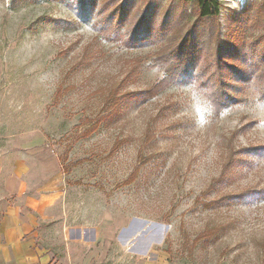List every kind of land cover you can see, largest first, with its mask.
Here are the masks:
<instances>
[{
  "label": "rangeland",
  "instance_id": "1",
  "mask_svg": "<svg viewBox=\"0 0 264 264\" xmlns=\"http://www.w3.org/2000/svg\"><path fill=\"white\" fill-rule=\"evenodd\" d=\"M220 2L216 37L180 0H0V173L29 199L45 248L74 242L96 264H264L261 76L219 116L196 74L113 105L157 83L163 73L147 65L187 33L213 57L247 44L234 64L246 77L264 52V0ZM144 14L155 30L132 44Z\"/></svg>",
  "mask_w": 264,
  "mask_h": 264
},
{
  "label": "trees",
  "instance_id": "2",
  "mask_svg": "<svg viewBox=\"0 0 264 264\" xmlns=\"http://www.w3.org/2000/svg\"><path fill=\"white\" fill-rule=\"evenodd\" d=\"M180 1L185 4L195 3L198 14L196 21L205 24L202 26V34H204V27H207V31L211 36L218 37V19L221 14L220 0ZM261 8L264 11V2ZM139 23L142 26H137V28L132 30V36L130 37L132 44L137 41V35L139 33H142L143 37L146 38L150 36V32L155 30L153 27V20H150V17L145 14L142 15ZM159 29V33L166 37L172 28H169L165 22L160 25ZM191 38L193 37H190L188 33L178 39L170 38V42L162 49H159L152 58L151 63L147 65V68L159 69L163 73V77L146 90L128 92L120 97L113 98V105L116 107L125 101H133L138 104L146 103L166 89L181 82L184 77L190 74H196L198 77V80H196V89L202 94L203 98L210 103L213 113L219 116L228 106L237 103L238 99L236 97L234 98V95L239 94L247 83L254 80L258 75L263 79H261V81H264V69H261L263 68L262 65H264V52H259L260 57H258L257 65L251 66L248 75L246 77H240V71L234 64L238 62L242 49H248L249 46L247 44H240L238 48L235 45H230V50L223 54L222 50L221 52L216 50V54L213 57V55H210L208 49H204V46L201 44L202 39L200 43H197V39L193 42ZM222 58H224V60L221 62V67H216L218 65H215V62L218 60L220 62ZM220 74L221 79L219 82H216L214 79ZM234 78L236 80L241 79L240 84L229 81V79L234 80ZM261 90L263 91L260 100L264 101V84ZM97 127L96 125L86 130L82 134V137L91 136ZM256 152L257 151L250 156H257ZM133 180L134 175L128 180V183ZM214 187L215 185L213 183L209 190H212ZM256 193L257 192H250L249 194L253 196ZM248 197L250 196H225L213 201H205L202 203V206L212 208L221 204H230L233 202L244 203L242 201H245Z\"/></svg>",
  "mask_w": 264,
  "mask_h": 264
},
{
  "label": "crops",
  "instance_id": "3",
  "mask_svg": "<svg viewBox=\"0 0 264 264\" xmlns=\"http://www.w3.org/2000/svg\"><path fill=\"white\" fill-rule=\"evenodd\" d=\"M3 178L0 173V264H96L91 256L82 255L81 246L74 242L57 252L39 243L37 224L30 221L26 209L29 199L23 201L18 190L4 186ZM154 258L149 264H156Z\"/></svg>",
  "mask_w": 264,
  "mask_h": 264
},
{
  "label": "built area",
  "instance_id": "4",
  "mask_svg": "<svg viewBox=\"0 0 264 264\" xmlns=\"http://www.w3.org/2000/svg\"><path fill=\"white\" fill-rule=\"evenodd\" d=\"M224 2H226V1H224ZM247 2H248V0H236V3L241 4V6H244Z\"/></svg>",
  "mask_w": 264,
  "mask_h": 264
}]
</instances>
